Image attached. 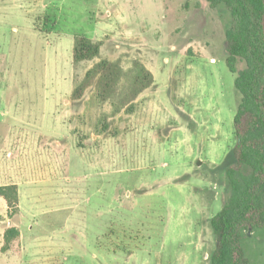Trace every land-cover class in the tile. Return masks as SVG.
<instances>
[{"label":"rangeland","instance_id":"1","mask_svg":"<svg viewBox=\"0 0 264 264\" xmlns=\"http://www.w3.org/2000/svg\"><path fill=\"white\" fill-rule=\"evenodd\" d=\"M230 25L206 0H0V186L19 194L0 197V264H210L241 102ZM78 36L99 54L76 62ZM136 63L153 83L122 103ZM243 245L264 264V227Z\"/></svg>","mask_w":264,"mask_h":264},{"label":"trees","instance_id":"2","mask_svg":"<svg viewBox=\"0 0 264 264\" xmlns=\"http://www.w3.org/2000/svg\"><path fill=\"white\" fill-rule=\"evenodd\" d=\"M206 1L212 8L225 5L231 14V25L226 32V64L236 74L235 87L241 94L234 118V161L226 169L228 193L222 209L211 220L216 247L210 264H251L243 245L244 232L264 227V0ZM100 45L90 38L76 37L74 60L94 58L99 54ZM240 61L245 63L242 69L238 66ZM110 64L102 61L99 66ZM117 65L112 64V67L121 72ZM118 72L111 70L105 75L109 81L101 84L102 92H107L109 83H117ZM130 72V91L118 96L122 103L137 98L154 80L141 63H136ZM0 197H4L13 210L18 208L16 185L0 186ZM19 235L20 231L12 227L6 239Z\"/></svg>","mask_w":264,"mask_h":264}]
</instances>
